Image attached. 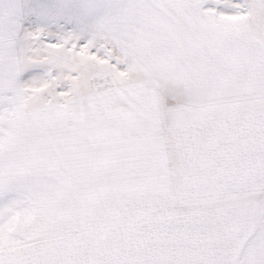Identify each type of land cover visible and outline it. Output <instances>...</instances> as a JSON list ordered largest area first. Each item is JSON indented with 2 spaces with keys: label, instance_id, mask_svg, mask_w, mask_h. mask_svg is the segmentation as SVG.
Returning a JSON list of instances; mask_svg holds the SVG:
<instances>
[{
  "label": "snow or ice",
  "instance_id": "6c2138e0",
  "mask_svg": "<svg viewBox=\"0 0 264 264\" xmlns=\"http://www.w3.org/2000/svg\"><path fill=\"white\" fill-rule=\"evenodd\" d=\"M0 264H264V0H0Z\"/></svg>",
  "mask_w": 264,
  "mask_h": 264
}]
</instances>
